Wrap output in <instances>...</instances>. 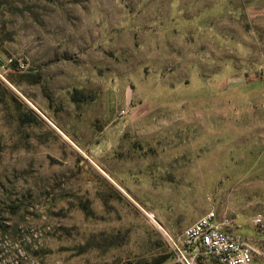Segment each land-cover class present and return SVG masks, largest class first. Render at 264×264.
<instances>
[{
    "label": "rangeland",
    "instance_id": "rangeland-1",
    "mask_svg": "<svg viewBox=\"0 0 264 264\" xmlns=\"http://www.w3.org/2000/svg\"><path fill=\"white\" fill-rule=\"evenodd\" d=\"M212 207L264 264V0H0V264H186Z\"/></svg>",
    "mask_w": 264,
    "mask_h": 264
},
{
    "label": "built area",
    "instance_id": "built-area-1",
    "mask_svg": "<svg viewBox=\"0 0 264 264\" xmlns=\"http://www.w3.org/2000/svg\"><path fill=\"white\" fill-rule=\"evenodd\" d=\"M172 244L186 264H194L201 251L217 264H253L258 254L241 235L222 229L213 207L182 232L178 245Z\"/></svg>",
    "mask_w": 264,
    "mask_h": 264
},
{
    "label": "crops",
    "instance_id": "crops-1",
    "mask_svg": "<svg viewBox=\"0 0 264 264\" xmlns=\"http://www.w3.org/2000/svg\"><path fill=\"white\" fill-rule=\"evenodd\" d=\"M194 223V222H193ZM192 223V224H193ZM192 224H190L189 226H191ZM189 226H187L186 228H188ZM186 228H184L183 230H182V232L186 229ZM223 228V227H222ZM224 231H228V232H234V231H229V230H225V229H223ZM171 232L173 233V234H178L179 232H180V230H175V229H173V230H171ZM234 233H236V232H234ZM238 234V233H237ZM253 263H254V261H253Z\"/></svg>",
    "mask_w": 264,
    "mask_h": 264
},
{
    "label": "trees",
    "instance_id": "trees-1",
    "mask_svg": "<svg viewBox=\"0 0 264 264\" xmlns=\"http://www.w3.org/2000/svg\"><path fill=\"white\" fill-rule=\"evenodd\" d=\"M211 259H212L215 263H217L216 259H214V258H212V257H211Z\"/></svg>",
    "mask_w": 264,
    "mask_h": 264
},
{
    "label": "bare ground",
    "instance_id": "bare-ground-1",
    "mask_svg": "<svg viewBox=\"0 0 264 264\" xmlns=\"http://www.w3.org/2000/svg\"><path fill=\"white\" fill-rule=\"evenodd\" d=\"M105 174V173H104ZM104 176V175H103ZM151 215L149 214V216L148 217H150ZM152 221H154L153 219H152Z\"/></svg>",
    "mask_w": 264,
    "mask_h": 264
}]
</instances>
